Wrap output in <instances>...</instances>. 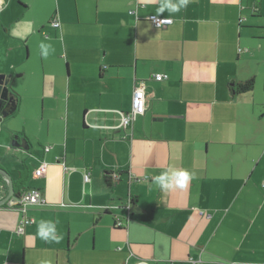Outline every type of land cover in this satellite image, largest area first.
<instances>
[{"label":"crops","instance_id":"crops-1","mask_svg":"<svg viewBox=\"0 0 264 264\" xmlns=\"http://www.w3.org/2000/svg\"><path fill=\"white\" fill-rule=\"evenodd\" d=\"M160 3L0 0V73L18 99L0 167L46 200L23 232L25 213L0 208V264H264V0H191L161 27ZM141 84L145 110L125 126ZM168 167L195 179L161 191Z\"/></svg>","mask_w":264,"mask_h":264},{"label":"clouds","instance_id":"clouds-1","mask_svg":"<svg viewBox=\"0 0 264 264\" xmlns=\"http://www.w3.org/2000/svg\"><path fill=\"white\" fill-rule=\"evenodd\" d=\"M190 2L191 0H161L160 6L156 9V13L158 16L165 11L177 13L186 8ZM39 47L41 56L45 59L49 56L50 51L55 50L51 44L44 42H41ZM193 179H195L194 174L187 169L168 167L154 177L153 183L161 191L186 189ZM37 235L45 242L59 243L61 239L57 234L56 223L52 220H41L37 226Z\"/></svg>","mask_w":264,"mask_h":264},{"label":"built area","instance_id":"built-area-1","mask_svg":"<svg viewBox=\"0 0 264 264\" xmlns=\"http://www.w3.org/2000/svg\"><path fill=\"white\" fill-rule=\"evenodd\" d=\"M149 19L156 26L171 24L173 21L172 18L160 17L156 15L149 16ZM52 23L54 26L60 25V22L57 20H54ZM155 78L157 80H163L167 78V74H158L155 75ZM146 102H147V93L145 87L143 84L138 85V87L135 89V92L133 94V113L132 114L130 113L129 115L123 113L122 115L123 116L122 121L125 126L128 125L131 122V120L134 118L133 117L134 113L139 114L144 112L146 107ZM45 171H46V165L44 163L35 170V176H42L45 173ZM84 179L85 181H88L90 179V174L85 173ZM45 203H46L45 197L43 196L42 192L37 188H30L27 195H25L24 197H20L16 205L23 213H25V215L22 217L20 221V226L18 227L19 232H23L24 226L26 224L33 222V219L26 215L29 205H44ZM11 205L13 206L14 204L12 203Z\"/></svg>","mask_w":264,"mask_h":264},{"label":"water","instance_id":"water-1","mask_svg":"<svg viewBox=\"0 0 264 264\" xmlns=\"http://www.w3.org/2000/svg\"><path fill=\"white\" fill-rule=\"evenodd\" d=\"M12 75L7 73H0V124L3 120H7L8 117L13 114L17 109V97L15 98L13 91L11 90L10 81ZM14 147H19L24 150H29V144L27 140L23 139L22 142H13ZM0 175L3 176L7 182L8 192L4 195V198L0 199V208L7 206L8 208H15L19 210V207L16 203L20 199V194L15 190L13 178L10 173L0 167ZM119 178V175H113L112 181H116ZM14 204L13 206L11 204Z\"/></svg>","mask_w":264,"mask_h":264},{"label":"trees","instance_id":"trees-1","mask_svg":"<svg viewBox=\"0 0 264 264\" xmlns=\"http://www.w3.org/2000/svg\"><path fill=\"white\" fill-rule=\"evenodd\" d=\"M150 20V19H149ZM151 21V20H150ZM152 22V21H151ZM167 25H169V24H167ZM167 25H162V26H167ZM161 27V26H160ZM255 82H254V79H249V80H247V81H244V82H240V83H238V91L239 92H245V91H251L252 89H253V87H254V84ZM113 175H118V174H116V173H113V172H109L108 173V180L109 181H112V179H113ZM1 176V175H0ZM133 201V197L132 198H130V202H132Z\"/></svg>","mask_w":264,"mask_h":264},{"label":"flooded vegetation","instance_id":"flooded-vegetation-1","mask_svg":"<svg viewBox=\"0 0 264 264\" xmlns=\"http://www.w3.org/2000/svg\"><path fill=\"white\" fill-rule=\"evenodd\" d=\"M28 191H29V189H28V190H26V191H24L22 194H20V196H21V197H24L25 195H27V194H28Z\"/></svg>","mask_w":264,"mask_h":264}]
</instances>
